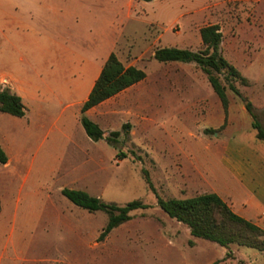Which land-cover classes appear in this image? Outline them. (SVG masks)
I'll list each match as a JSON object with an SVG mask.
<instances>
[{
	"label": "rangeland",
	"instance_id": "obj_1",
	"mask_svg": "<svg viewBox=\"0 0 264 264\" xmlns=\"http://www.w3.org/2000/svg\"><path fill=\"white\" fill-rule=\"evenodd\" d=\"M129 3L131 9L127 17L126 0H39L35 4L44 7L43 15H25L22 32L50 36L53 41L51 51L44 55L24 49V40L13 36L7 25L1 28L0 23V87H9L12 93L18 94L19 89L29 82L40 90L45 100L41 104L24 101L29 116L38 107L45 112L42 122L44 130L37 127L29 133L23 119L0 115V130L11 149V152L9 148L7 150L11 160L23 144L33 150L42 145L39 149L42 153L44 133L66 104L60 81L58 44L70 39L81 43L84 52H90L94 45L95 53L97 48H105L114 35V52L121 61L140 57L139 66L145 67L144 72L152 75L160 64L152 59L154 49L172 47L200 51L203 47L199 42V29L214 24L222 34L223 58L251 83L250 86L235 84L240 95L253 106L257 100H264V0H154L149 3L129 0ZM1 4L5 7L6 1H0ZM28 42L25 48L32 49V42ZM190 65L194 66V70L185 73L192 85L189 89L191 94H209L217 98L199 68L192 63ZM150 90L151 84L147 82L131 90L128 96L147 94ZM178 92L179 95L183 94L182 89H178ZM227 95L242 101L229 90L226 91ZM136 115L132 114L129 118L117 114L97 116L96 121L105 132V137L110 132L119 133L118 149L108 145L103 152V165L94 164V184L90 195L98 196L104 204L122 207L139 200L148 207L131 212L127 222L99 240L108 221L106 214L100 211L87 213L62 197L61 189L81 187L80 183L70 182L68 175L63 173L55 177L57 184L48 191L52 203L62 212L61 219L56 214L45 213L38 225L33 227L29 221L32 216L23 211L25 196L35 191L38 182H35V178L28 180L19 193L27 166L19 165L18 170L11 173L12 167L7 169L0 165V189L7 192L13 203L18 194L21 199L16 220L10 212L0 217L5 225L0 236V253L5 244L6 256L17 254L20 259L29 260L21 264H48V261L50 264H179L182 259L195 262L203 259L205 253L200 251V247L191 250L187 244L189 238H194L185 232L188 228L170 219L158 208L156 201L157 197L184 200L201 193L187 192L179 178L181 170L174 164L170 150H176V146L187 148L189 145L190 148L191 145L195 153L206 157V142L192 141L186 133L188 130L195 132L194 129L200 128L207 120L198 116L191 123L167 112L161 118L155 117L153 112ZM78 126L81 128L80 124ZM207 136L210 138L211 134ZM72 149L73 146H70L67 150L63 169L69 162L68 155ZM80 158L84 159L82 156ZM74 167L77 174L87 170L86 166ZM200 169L206 180L217 188V157L212 153L209 165ZM34 170L37 172V168ZM39 181L42 183L43 179ZM84 188L87 189V186ZM37 203L35 201V207ZM50 206L48 204L46 210ZM63 218L67 223L65 230ZM21 220L28 223L23 229L19 227ZM75 221L81 222L82 230L70 225ZM160 239L165 243L172 241L173 246L164 245L163 242L146 243ZM199 241L216 248L218 252H232L244 264H264V259L253 260L244 254V251L251 249L236 245L220 247L209 241ZM137 242L146 245L134 246ZM128 254H131V258L126 260ZM227 264L236 262L231 260Z\"/></svg>",
	"mask_w": 264,
	"mask_h": 264
},
{
	"label": "crops",
	"instance_id": "obj_2",
	"mask_svg": "<svg viewBox=\"0 0 264 264\" xmlns=\"http://www.w3.org/2000/svg\"><path fill=\"white\" fill-rule=\"evenodd\" d=\"M0 1L1 3L6 1L5 7L2 4L0 5L1 28L7 25L13 36L24 40L22 43L24 49L42 55L45 52L50 53L51 44L53 43L50 36L22 32L26 22L25 15L32 13L40 17L43 15L44 7L36 6L35 4L39 0ZM42 1L46 2V0ZM125 7L128 17L131 9L129 0H126ZM29 40L32 42L30 44L32 49L25 48L30 43L28 42ZM199 42L201 43V41ZM115 43L116 40L113 35L106 47L101 50L97 48L95 53L94 45L91 47L90 52H84L81 43H77L72 39L58 44L60 81L64 87L63 98L66 104L59 116L52 121L44 133L43 140L45 142L43 141L44 149L42 153L39 150L42 145L33 150L28 145L23 144L20 151L18 150L11 160L7 155L9 147L0 130V147L7 157V162L3 166L7 169L12 167L11 173L16 172L19 165L27 166L25 174L22 175L23 183L19 188V193H21L24 184L28 180L35 178V182H38L36 183L37 188L35 191L25 196L23 211L32 216V219L29 221L31 222V226L33 224V227L38 225L45 213H48L47 215L56 214L58 218L62 216L59 208L52 203L48 192L51 186L57 184L55 177L58 174L64 173L65 176L68 175L67 179L70 182L81 184V187L66 189L83 191L88 195L92 194L90 192H92L94 184V164L96 166L103 165L105 161L103 152L108 148V144L104 140L105 132L102 129L103 139L93 142L85 135L82 126L81 128L78 126L80 124L82 105L87 100L88 94L99 76L103 64L111 53L115 54L125 68L136 67L143 72L145 71V67H140L138 64L141 61L140 57L126 60L125 62L121 61L114 52ZM153 53L154 51H152L151 56ZM155 70L156 72L152 75L144 72L145 78L142 81L88 109L83 113V116L96 125H98L96 120L99 114H117L122 118H129L132 114L141 116L140 114L144 112H153L155 117L161 118V115L167 112L172 113L174 117L190 120L191 123L198 116L207 120L205 124L199 126L200 128L198 129L200 130L194 129L195 132L188 130L186 133L187 137L192 139V141L206 142L208 152L206 157L195 153L191 145L190 148L189 145L187 148L176 146V150H170L174 164L181 170V174L179 175L180 181L185 185L188 193L201 192L200 194L211 193L217 195L235 215L264 231V142L258 140L255 136V131L251 127L252 120L246 112L245 103L240 100L236 101L232 96L227 95L228 106L226 112H224L218 98H212L209 94L205 96L191 94L189 89L192 85L185 71L194 70V66H189V63H160L156 66ZM247 81V86H250L251 83L249 80ZM147 82L151 84L149 93L128 96L131 90L142 87ZM25 87L30 89L27 90ZM25 87L19 89V93L17 94L21 98L24 107V101L26 100L37 104L45 102L37 87L29 82L25 84ZM178 89H182V95L178 94ZM253 108L260 115L259 118L264 126V100H257ZM33 113L32 116H29V110L25 108L24 116L19 118L25 121L26 129L29 133H32L33 130L35 131L37 127H39V130H44L42 122L45 118V112L38 107ZM123 127L126 128V126ZM205 130H212L213 133L217 134L213 137V133H210L211 137L208 138V134L204 132ZM47 141L48 143L46 144ZM70 146H73V149L68 155L69 162L63 169L67 150ZM9 151L11 152L10 148ZM31 151L33 153H30ZM212 153L217 157L219 164L217 188L206 180L203 171L200 169L205 165H209ZM80 156L84 157V159H81ZM75 165L86 166L87 170L81 171V174H77L78 171L74 167ZM89 167L90 170L88 169ZM34 168H37V172H35ZM66 168L70 169L67 170ZM32 172L34 173L33 177H31ZM40 179H43L42 183L39 181ZM85 185L87 189L84 188ZM96 198L99 199L98 196ZM11 200L7 192L0 189V217L3 213L10 212L13 214L14 220H16L15 216L20 211V195L18 194L14 203ZM35 201L38 202L37 207H35ZM48 204H51V206L46 210ZM64 218L62 223L65 230L67 229V223ZM27 225L28 223L21 220L19 227L23 229ZM70 225H74L73 228L75 229L82 230L81 222L75 221ZM4 227L5 225L0 221V236ZM185 232L191 237L188 229ZM199 240L198 238H189L187 244L191 250L200 247V251L205 253V256L201 259L202 261L195 262L192 259H182L179 261V264H227L231 260L237 264L240 261L234 257L232 252H218L216 248ZM157 242L173 246L172 241L165 243L161 239L146 243L154 244ZM143 245L146 244L141 245L140 242H137L134 246L140 247ZM3 247L4 250L0 253V264H21L29 261L27 259H20L17 254L6 256V245L4 244ZM251 250L248 252L244 251V254L248 258L253 260L257 258L264 259V252L260 253L256 250ZM228 254L230 257L227 256ZM130 255L128 254L125 259L131 258ZM48 264H50V261H48Z\"/></svg>",
	"mask_w": 264,
	"mask_h": 264
},
{
	"label": "trees",
	"instance_id": "obj_3",
	"mask_svg": "<svg viewBox=\"0 0 264 264\" xmlns=\"http://www.w3.org/2000/svg\"><path fill=\"white\" fill-rule=\"evenodd\" d=\"M139 1L148 3L153 0ZM199 37L203 47L200 51L193 52L172 47L157 48L154 50L152 59L159 63L194 64L205 75L224 112L228 106L226 91L229 90L239 97L245 102V109L252 120L251 127L255 131L256 138L264 142V126L259 116L250 102L243 98L235 87L237 82L242 86H247L248 81L221 54L222 34L219 27L206 25L199 29ZM144 78L145 73L142 70L136 67L125 68L113 53L108 56L81 108L80 124L85 135L91 141L102 140L103 131L98 125L83 116V113ZM0 114H8L16 118H22L25 114L21 98L12 93L8 87L0 88ZM204 132L206 134L213 133L212 130ZM118 137V132H111L104 140L112 148L118 149ZM6 162V154L0 147V165H4ZM145 180L149 188L152 189L146 174ZM60 193L71 204L88 213L100 211L106 214L108 221L98 237L99 240H103L114 228L127 222L131 212L148 207L139 200L129 202L122 207L104 204L98 198L79 190L64 188ZM156 204L170 219L185 225L194 238L215 243L220 247L236 245L258 252L264 251V231L235 215L227 204L215 194H200L184 200H164L157 197ZM227 256L230 257L229 254ZM237 264L244 263L239 261Z\"/></svg>",
	"mask_w": 264,
	"mask_h": 264
}]
</instances>
